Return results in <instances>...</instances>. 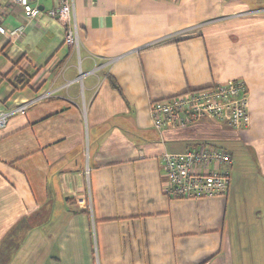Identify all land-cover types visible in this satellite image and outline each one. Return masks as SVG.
Returning <instances> with one entry per match:
<instances>
[{
  "label": "crops",
  "instance_id": "0c3cea01",
  "mask_svg": "<svg viewBox=\"0 0 264 264\" xmlns=\"http://www.w3.org/2000/svg\"><path fill=\"white\" fill-rule=\"evenodd\" d=\"M59 3L26 22L0 0V110L49 93L0 128V264H264V0ZM236 78L245 127H153L150 102ZM206 137L233 154L227 192L170 198L163 153Z\"/></svg>",
  "mask_w": 264,
  "mask_h": 264
},
{
  "label": "built area",
  "instance_id": "2783aa9c",
  "mask_svg": "<svg viewBox=\"0 0 264 264\" xmlns=\"http://www.w3.org/2000/svg\"><path fill=\"white\" fill-rule=\"evenodd\" d=\"M19 6L26 22L42 13L39 0H7ZM72 0H60L59 5L48 10L47 15L61 22L70 19ZM25 26H17L13 32L21 34ZM0 32L4 29L0 26ZM64 43L78 48L76 26L65 32ZM81 76V73L79 77ZM27 100L8 110H0V128L13 114H23L29 105L42 97ZM148 110L156 130L165 127L183 130L202 121H214V125H227L234 129L249 122L248 90L245 82L236 78L209 87L188 90L169 98L149 103ZM233 164L231 154L220 146L201 142L197 147H187L179 152H164L162 174L163 191L170 198H199L222 195L227 192L229 170Z\"/></svg>",
  "mask_w": 264,
  "mask_h": 264
},
{
  "label": "rangeland",
  "instance_id": "374dc122",
  "mask_svg": "<svg viewBox=\"0 0 264 264\" xmlns=\"http://www.w3.org/2000/svg\"><path fill=\"white\" fill-rule=\"evenodd\" d=\"M251 0H248V2H250ZM219 128H223V130L224 129H226L225 127H224V125L222 126V127H219ZM202 129V128H201ZM217 128L216 127H212V129H207V132H215V130H216ZM207 139V141L208 140H211L210 138H206ZM218 141H221V140H218ZM218 141H216V142H214L215 143V145H219V143H218ZM208 143H212V142H208ZM232 149H234L233 147H232ZM247 153L245 150H242V148H237L236 149V152H237V156L239 157V159H240V161H241V163H244V164H250V159L248 158V156L247 155H245V153ZM249 153H251V152H249ZM250 157L252 158L253 156L252 155H250ZM257 172H259V171H257ZM231 176H232V174L230 173V179H231ZM240 178H241V174H240ZM238 186H239V188L237 189L238 190V193H239V200H240V205H242V203H243V200L245 201V200H249V199H251V196L252 195H249V192H247V188L248 189H251V184H247V188H246V190H243L242 189V186H243V184L241 185V184H238ZM252 189H253V187H252ZM246 191V192H245ZM240 211H242V213H243V211H245V210H243V208H240V210H239V212H238V214L236 215V217H235V222H239V221H241V224H242V228L243 229H247V226L250 224V226L254 223V219H253V216L251 215V214H247L246 215V217H244V219L243 220H241V216H240Z\"/></svg>",
  "mask_w": 264,
  "mask_h": 264
},
{
  "label": "trees",
  "instance_id": "16d2710c",
  "mask_svg": "<svg viewBox=\"0 0 264 264\" xmlns=\"http://www.w3.org/2000/svg\"><path fill=\"white\" fill-rule=\"evenodd\" d=\"M112 82H113V81H112ZM112 85H113L114 87L118 88L117 85L115 84V82H113ZM202 122H203V121H202ZM202 122H201V123H202ZM206 124H207V125L210 124V125H209V127H210V126L214 125L215 123H214V121H211V120H210L209 123H206ZM209 127H208V128H209ZM221 127H222V126H221ZM211 129H212V128H211ZM206 138H207V137H206ZM197 140H198L197 143H201V142H205V143L212 142V143H208V144H210V145H214V146H220V147H223L224 149H226V150L231 154V156H232V158H233V163H234V157H233L232 152H231L229 149H227V148H225L224 146H222V145H215V143H214V142H216L215 140H212V139H211V140H208V141H207V139H206V140H202V139L199 140V139H197ZM188 147H191V146H188ZM232 165H233V164H232ZM231 168H232V166H231ZM231 168H230V170H229V181H230V172H231ZM228 185H229V184H228Z\"/></svg>",
  "mask_w": 264,
  "mask_h": 264
}]
</instances>
